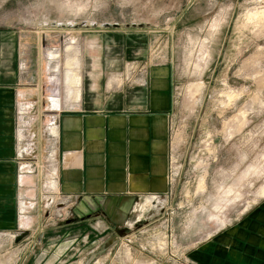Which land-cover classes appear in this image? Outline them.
<instances>
[{
    "label": "rangeland",
    "instance_id": "374dc122",
    "mask_svg": "<svg viewBox=\"0 0 264 264\" xmlns=\"http://www.w3.org/2000/svg\"><path fill=\"white\" fill-rule=\"evenodd\" d=\"M256 10L264 0H0V29L23 47L17 155L33 191L22 196L20 229L0 233V264L18 263L40 222L69 215L71 202L49 186L56 108L47 103L60 88L54 74L65 78L68 44L80 50L82 90L87 69L119 89L151 65L172 67L169 189L132 212L134 251L177 259L264 203V21L248 19Z\"/></svg>",
    "mask_w": 264,
    "mask_h": 264
},
{
    "label": "crops",
    "instance_id": "0c3cea01",
    "mask_svg": "<svg viewBox=\"0 0 264 264\" xmlns=\"http://www.w3.org/2000/svg\"><path fill=\"white\" fill-rule=\"evenodd\" d=\"M22 51L15 33L0 29V233L7 235L20 229V211L29 210L22 196L33 193L26 190L31 172L17 155ZM115 67L127 68L109 64L104 72ZM172 77L171 66L151 65L118 89L112 77L87 69L79 105L52 107L49 186L71 202L69 215L40 222L14 264H264V203L177 259L133 249L129 230L140 221L130 219L132 212L169 189Z\"/></svg>",
    "mask_w": 264,
    "mask_h": 264
},
{
    "label": "bare ground",
    "instance_id": "6f19581e",
    "mask_svg": "<svg viewBox=\"0 0 264 264\" xmlns=\"http://www.w3.org/2000/svg\"><path fill=\"white\" fill-rule=\"evenodd\" d=\"M249 16L250 17L248 19H250V20H251V18L255 17L257 19H260L261 21H264V10H262V11H257L256 10L255 12L252 11V12L249 13ZM65 51H67L68 55H70V57L67 56L68 60L66 59L67 61L65 63V69H66L65 78L60 80V78L59 77L56 78L55 77L56 75L54 74V76L52 77V80L55 83V85L59 84L58 87H60L59 88L60 92H59V90L56 91L55 94H53V97L49 98L50 105H52L54 103L53 104L54 107L56 109H58V110H60L63 107L67 108L68 107L67 105L70 104L71 102H73V104H74L78 100L79 93H80V84H81V76L79 74V70H80V67H79V53H80V50H79L78 46L76 47V46H73L72 44L71 45L68 44L67 50H65ZM57 57H58V53L51 54V60L56 61ZM56 65L53 67L52 70H53L54 73L55 72L59 73L60 70L56 69L57 68ZM62 77H63V75H62ZM64 84H66L65 87H66L67 93H66V96H65L64 100H62V95H63V93L65 94V91L63 90V85ZM61 93H62V95H61ZM55 123H56V120H54L53 128L56 127ZM17 131H18V135L20 136L21 135V133H20L21 130H19V127H18ZM24 167H25V169L28 168L27 165H25ZM151 200H152L151 198H148L146 203H151ZM138 213H139V211H138Z\"/></svg>",
    "mask_w": 264,
    "mask_h": 264
},
{
    "label": "water",
    "instance_id": "95a60500",
    "mask_svg": "<svg viewBox=\"0 0 264 264\" xmlns=\"http://www.w3.org/2000/svg\"><path fill=\"white\" fill-rule=\"evenodd\" d=\"M27 235V233H23L19 237H17L16 242L18 243L22 238H24Z\"/></svg>",
    "mask_w": 264,
    "mask_h": 264
}]
</instances>
